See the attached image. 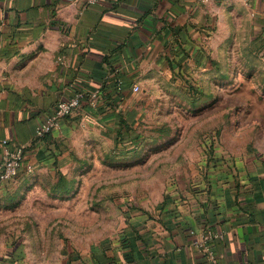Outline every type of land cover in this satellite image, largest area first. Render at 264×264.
<instances>
[{
	"label": "crops",
	"instance_id": "crops-1",
	"mask_svg": "<svg viewBox=\"0 0 264 264\" xmlns=\"http://www.w3.org/2000/svg\"><path fill=\"white\" fill-rule=\"evenodd\" d=\"M223 22L240 24L264 60L263 0H0V160L2 140L24 149L8 189L32 170L70 164L75 129L127 138L139 99L130 86L171 75L205 32L218 44ZM113 78L125 85L121 94ZM101 87L109 98L84 101L51 136L35 138L57 102ZM193 188L182 197L165 194L151 209L125 204L122 227L106 238L77 244L55 235V264H208L193 243L207 231L216 235L207 248L220 264H264V154L224 161ZM0 264L30 263L19 241L2 240Z\"/></svg>",
	"mask_w": 264,
	"mask_h": 264
},
{
	"label": "rangeland",
	"instance_id": "rangeland-1",
	"mask_svg": "<svg viewBox=\"0 0 264 264\" xmlns=\"http://www.w3.org/2000/svg\"><path fill=\"white\" fill-rule=\"evenodd\" d=\"M219 35L217 44L205 32L171 75L142 78L127 138L75 129V159L61 171L32 170L14 189L0 183V243L19 241L30 264H55V235L106 238L122 227L125 204L151 209L206 183L224 161L264 154V60L240 24L221 23Z\"/></svg>",
	"mask_w": 264,
	"mask_h": 264
},
{
	"label": "built area",
	"instance_id": "built-area-1",
	"mask_svg": "<svg viewBox=\"0 0 264 264\" xmlns=\"http://www.w3.org/2000/svg\"><path fill=\"white\" fill-rule=\"evenodd\" d=\"M83 3L87 6L94 4L97 0H82ZM233 0H199L201 3L206 2H229ZM247 2H252L253 0H246ZM264 1V0H263ZM130 89L133 92H139V86L137 84H132ZM97 92L90 93V102L97 99ZM82 98V92L77 91L74 95L67 100H61L57 102L52 113L42 122L35 131V138L42 139L57 126L60 119L71 115L80 107V101ZM1 144L4 147L2 158L0 160V183H9L12 182L18 176L19 168L24 159V149L21 146L11 145L6 140H2ZM30 169V168H29ZM28 169V170H29ZM194 234V232H191ZM216 235H213L210 231L201 233L200 235L195 236L193 241L194 245L200 248V252L205 256L208 261V264H220L219 258L215 256L207 248V243L214 238ZM221 237V235L219 236Z\"/></svg>",
	"mask_w": 264,
	"mask_h": 264
},
{
	"label": "trees",
	"instance_id": "trees-1",
	"mask_svg": "<svg viewBox=\"0 0 264 264\" xmlns=\"http://www.w3.org/2000/svg\"><path fill=\"white\" fill-rule=\"evenodd\" d=\"M254 51L257 52V53L259 52L258 48H255ZM260 58H261V56H260ZM112 80H113V84H114L115 90L117 91L118 94H121L124 91V89H125L124 88L125 85L123 83H121V82H118V79L117 78H113ZM79 91L82 92V98H81V101H80L81 102L80 103V106H81V104L84 101H89L90 93L91 92H86V91H82V90H79ZM96 92H97V96H98L97 99H99V100H102L103 101V100H106V98H109L108 97L109 94L105 93L103 87H101L100 89H98V91H96ZM126 127H125V131L127 132L128 129Z\"/></svg>",
	"mask_w": 264,
	"mask_h": 264
}]
</instances>
